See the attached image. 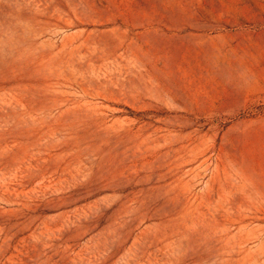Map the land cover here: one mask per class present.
Masks as SVG:
<instances>
[{
  "label": "rangeland",
  "instance_id": "1",
  "mask_svg": "<svg viewBox=\"0 0 264 264\" xmlns=\"http://www.w3.org/2000/svg\"><path fill=\"white\" fill-rule=\"evenodd\" d=\"M0 264H264V0H0Z\"/></svg>",
  "mask_w": 264,
  "mask_h": 264
}]
</instances>
